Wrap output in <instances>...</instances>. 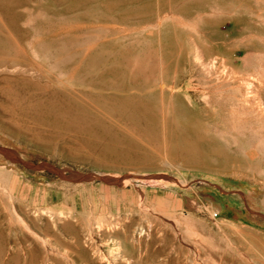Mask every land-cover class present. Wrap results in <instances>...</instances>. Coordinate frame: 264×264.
I'll use <instances>...</instances> for the list:
<instances>
[{"label": "rangeland", "instance_id": "obj_1", "mask_svg": "<svg viewBox=\"0 0 264 264\" xmlns=\"http://www.w3.org/2000/svg\"><path fill=\"white\" fill-rule=\"evenodd\" d=\"M0 29L31 86L151 95L158 132L103 144L18 111L7 95L25 85L0 73V228H17L2 264L14 246L21 264H264V0H0ZM118 54L141 66L143 92ZM236 149L251 168L220 154ZM167 234L172 253L153 257Z\"/></svg>", "mask_w": 264, "mask_h": 264}, {"label": "bare ground", "instance_id": "obj_2", "mask_svg": "<svg viewBox=\"0 0 264 264\" xmlns=\"http://www.w3.org/2000/svg\"><path fill=\"white\" fill-rule=\"evenodd\" d=\"M157 24L161 25V21L159 20ZM17 53H18L17 49L11 45V41H9L8 37L5 34H3L2 30L0 29V73H4L5 71L10 72L12 73V75L11 78H9V80L11 81L12 84L17 83L18 85V82H21L22 84L20 85H25L22 88L21 87L18 88L17 86V89H13L14 92L11 95H7L8 98L12 100L18 111H21L23 114L26 115L35 116V115L44 114L46 117H50L51 119H58L59 120L58 123L61 122V124L64 126L73 127L78 129L79 131L89 134L90 137L93 138L95 141L103 142V144L106 145L116 146L124 150L134 149L135 144H139V142L140 144L141 142H147V143L158 142L157 126L155 125V121H154L155 111L153 109L152 103L149 100V96L151 95H136L134 93L131 95L104 96V95H78L77 93H73V92L61 93L52 90L43 91L40 90L39 87L35 84H32L33 86H31L30 84L27 83L26 80H24L19 76L20 73L24 70L26 65L20 60ZM116 65L119 71L128 73V76L130 77L129 80L131 82V85L135 87L134 88L135 90L138 89L142 92L145 90V87L143 85H139V83L141 81L146 82L147 79L145 78L147 77L144 71L142 70L141 66H139V63L136 61L135 57L118 54V56L116 57ZM234 79L236 78L234 77ZM251 86L254 88L256 87L253 86V84ZM162 87L163 86H161V88ZM237 89L238 88L236 87V90ZM249 89H251V87L248 88V90ZM234 99L235 101H237L236 98ZM262 102L264 103V101ZM252 103H254V101ZM261 103L258 100L257 102H255V106L257 105V108H259V110L261 108L258 106H260ZM248 106L250 105L248 104ZM10 135L13 138L15 137L13 133H11ZM184 140L187 141V139H184L183 136L176 138L171 137L170 142L172 143L176 141L179 143V142H185ZM189 142L190 143L188 145H192L193 142L192 141ZM220 154L226 160V162L232 164L235 168L238 169L251 168V165H249L243 158H241L239 149H236L234 151L229 150L226 152H221ZM127 220L128 221H126V224L124 223L126 225L125 231L128 235H133L135 233L136 220L132 219V217ZM16 234H17V228L12 223H8L5 226H3V228H0V264H2L3 262L2 257L7 244L9 243L10 240L14 239L13 235ZM142 234H144V230L141 228L139 230V236H141ZM27 239L29 240V237ZM24 241L26 242V240ZM32 243L33 244L27 250V253L31 254L33 260L39 259L42 256L41 251H39L40 249L39 244L36 243L35 241H33ZM45 243H47V241ZM172 243H173L172 235L167 234V237L164 238L162 245L159 246V248L156 251L151 253L152 256L154 257L156 254L168 255L169 252H167V250L169 251L168 248L171 247ZM44 246H46V244H44ZM176 250H172L175 256H176ZM101 257H102V253H101ZM103 257L105 258L106 256ZM111 257L114 258L113 256ZM176 258L178 257H175L174 259L177 260ZM21 259L22 257L19 249L16 246H14L12 248V252L7 264H21V262H23V259L22 260ZM111 261H109L108 264H114ZM125 261L128 262L126 258ZM176 262L177 264L179 263L178 261ZM89 263L95 264L94 262L91 261ZM171 264H174V262H172Z\"/></svg>", "mask_w": 264, "mask_h": 264}]
</instances>
